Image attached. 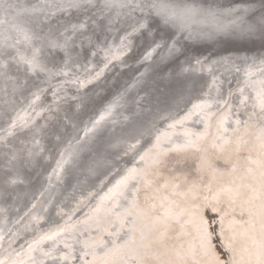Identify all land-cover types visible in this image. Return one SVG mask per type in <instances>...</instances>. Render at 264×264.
I'll use <instances>...</instances> for the list:
<instances>
[{
  "label": "water",
  "instance_id": "obj_1",
  "mask_svg": "<svg viewBox=\"0 0 264 264\" xmlns=\"http://www.w3.org/2000/svg\"><path fill=\"white\" fill-rule=\"evenodd\" d=\"M58 1L56 6L60 4V8L44 13L34 7L46 3V0H20L16 4L13 1L14 5L6 6V9L3 8V0H0V12L7 13L0 16V98L5 91L11 97L17 95L18 90L12 88L16 82L21 87L31 83L33 87L28 88V94L34 87L31 94L37 89H44L42 84L48 82L49 76L38 69L32 56L23 60L24 52L33 41L40 44L37 55L43 56L49 68L57 71L69 65L66 49L73 50L75 56L69 57V60L75 62L72 66L78 74L93 61L103 63L105 57L99 48L108 44V40L120 44L125 39V36L122 38L123 33L128 31L127 35L133 37V43L123 55L125 64L116 62L107 72L106 79L90 89H87L88 86L80 87L87 90L85 95L89 96L81 112L76 110L74 102H69L66 107L71 113L69 117L56 116L49 121V126L40 120L42 130L47 131L42 139L43 148L38 146L36 133L28 128L18 134L20 142L0 146V202L6 204L10 213L7 217L12 221L19 211L33 208L50 185L59 187L48 203L49 219L57 220L55 200L58 201L62 192L73 184L72 180L76 178L73 168L81 166L89 155H94L99 144L104 152L103 158L82 176L85 181L73 184L74 189L84 191L95 187L94 190H97L107 183L114 171H118L116 166L120 162L134 160L136 147L127 154L119 155L123 150L122 144L115 149L107 148L105 144L115 135L107 136L105 130L116 128L111 117L119 106L131 109L132 99L139 102L143 109L138 106L140 111L129 114L122 126L151 120L154 126L150 125L148 130L153 132L172 115L168 112L170 105H175L177 112H182L193 99L208 94L212 86V71L206 65H199V60L206 61L224 54L234 57L236 53L264 55V0H102L97 8L94 0ZM186 1L200 6H180ZM63 5H67L70 11L67 12ZM204 6L213 7L218 16L208 9L204 10ZM10 13H14L13 18L8 16ZM8 17L11 22L4 27L2 19ZM73 23L80 24V28L74 30ZM53 35L57 43L49 38ZM97 42L100 46L94 50ZM148 55L151 57L148 58ZM221 74L226 76L225 72ZM140 76L143 77L139 79ZM233 81L237 85L240 78L235 76ZM27 93L18 95L17 105L8 111V118L3 119L0 108V127H11L13 122H8L24 106ZM116 101V106L109 107L110 102ZM108 108V112H103ZM120 115L124 117V112ZM132 131L130 136L134 135ZM153 138L154 133L144 135L139 146ZM34 140L36 143L33 145ZM84 140L86 145L74 164L69 160L59 163L71 144L75 146ZM31 145L35 151L30 153L27 147ZM14 148L20 151L19 156H14ZM22 148L28 150L24 152ZM72 155L75 157L77 154ZM125 169L118 171L101 192L95 193H100L96 200L110 190ZM6 223L0 210V227H6ZM59 263L56 261V264Z\"/></svg>",
  "mask_w": 264,
  "mask_h": 264
},
{
  "label": "bare ground",
  "instance_id": "obj_2",
  "mask_svg": "<svg viewBox=\"0 0 264 264\" xmlns=\"http://www.w3.org/2000/svg\"><path fill=\"white\" fill-rule=\"evenodd\" d=\"M13 1H15V3ZM19 1L20 0H3V8L6 9V6L10 7ZM46 1V3L41 4L42 6L40 5L34 8L41 9L45 13V11L56 10L61 6L60 4L56 6L57 3H59L58 0ZM61 1L64 3L66 0ZM94 1L95 8L102 2V0ZM119 1L124 2L123 0ZM126 1L131 2L135 0ZM180 6L197 8L200 5L193 1H186L184 5L181 4ZM180 6L179 8H182ZM67 7V5H63V8H66L67 12H69L70 10ZM130 8L131 7H128V9ZM5 9L2 10L4 11ZM203 9H208L212 13L214 12L213 14L215 16H218L214 11L215 9L211 6H204ZM1 14L7 15V13L0 12V16ZM8 16L13 18L14 13H10ZM9 17L2 19V21H4V27L11 22ZM138 25L139 24H137V26ZM80 26L81 25L78 23H73L74 30H77ZM135 32H137V29ZM127 33L128 31L123 33L124 35H122V38L125 36V39L122 43L118 44V42L112 40L110 42V40H108V44L99 48L102 49L101 52L105 57L102 64L93 61L89 66L83 68V72L79 74L72 66L75 62L69 60V57L75 56L73 50L70 48L66 49L69 65L63 70L57 71L49 68V64L45 63L43 56L37 55L36 51L39 49L40 44L37 41H33L28 50L24 52L23 60L26 61L32 56V58L35 59V64L38 69L44 71L49 76L48 82L42 84L44 89H37L33 94L31 93L36 87L32 88L29 94L27 93L29 90L28 88L33 87L31 83H27L25 87H21L17 82L12 87L13 90H18L17 95L11 97L8 91H5V94L3 92L1 93L0 108L3 119L8 118V111L17 105L18 95L23 96L27 93L26 95L28 97L24 101L25 104L22 106L21 110L18 111L12 120H9V124L13 122L11 127H7L0 131V146L5 144L11 145V142H14V144L18 143V134L21 131L27 130L24 128H28L31 129V132L33 131L36 133L37 142H39L38 146L43 148L42 139L47 131L46 129L42 130L43 126L40 120H44L45 125L49 126V121L54 120L56 116L60 117L64 115L69 117L71 113H69L66 108L69 102H74V104H76V110L81 112L89 96L85 95L87 90H82L80 87L85 88L88 86L87 89H90L95 84L106 79L107 72L112 69L116 62L120 65L125 64V62H123V55L130 48L131 43H133V37H128ZM49 38L54 43L58 42L54 35L49 36ZM98 46H100V44L97 42L94 50H97ZM235 55L236 56L232 57L224 54L215 56L206 61L199 60V65H206L210 72L212 71V86L207 92L208 94L193 99L182 112H177L178 108L175 105H170L168 112H172V115L163 120L160 126L153 129V132L148 130L151 126H154V121L151 120H143L142 122H134V125L132 123L122 126L125 123L124 121L128 119L129 114L140 111V109L137 108L138 106L143 109L139 102L132 99L131 105L129 106H132L131 109H126L124 106L120 108L119 106L118 109L114 111L115 113H113L114 115L111 119L115 121L116 128L113 130V128L108 127L105 133H107V136H109V134L112 136L115 135L109 141L107 140L105 143L106 147H113L112 149H115V147L122 144L123 150H121L122 153L119 155L127 154L136 147L134 151L135 158L126 167L125 171L112 183L110 190H106L97 200L95 198L100 193L95 194V187L80 191L74 189L73 184L77 185L85 181V177L82 176H85V173H87L88 170L90 171V168H92L99 159L103 158L104 152L100 147L101 144H99V149L94 151V155H89L84 159V163L81 166L78 165L77 168H73V173H76V178L72 180L73 184L71 183V187H68V190L62 192L58 201L55 200L54 202L56 203L54 205V210L58 215L57 220L49 219L50 212L48 209L50 205L48 206V203L55 197V193L59 189L58 186L55 188H53L52 185L48 186V189L34 204L33 208H26L19 211L14 221H12L10 217L8 219L7 215L9 216L10 213L6 208L7 206L5 203L0 202L1 214L3 213V217H5L7 221L6 227H0V235L5 234L6 238H20L19 240L23 241L24 245V248L19 254L20 257L9 261V264H53L51 261L52 256L57 253H62L63 249L74 244L91 242L94 238L101 239V228H108L110 226L112 230L120 227L122 228L124 224L130 222L132 218L133 213L131 209L133 208L134 202L140 199L141 195H146L144 191L145 188L147 189V187H145L146 183H149V186L152 188L155 186L154 189H158L156 191L160 193L170 190V184L183 188V190L186 188L185 185L190 187L192 179L187 181L188 178L184 177L176 181L175 179L169 178V175L163 172L162 166L171 160L187 159L189 157L194 158V154L190 153L179 157L174 156L170 157L169 160L168 158L171 153L167 152L168 150L177 151L178 153H187L189 152L188 149L192 147L199 148L202 146L206 151H209L214 145L223 144L227 137L234 131L239 132L242 127H247L244 130H248L246 132L252 138L264 142V55L249 56L247 53H236ZM150 57L151 56L148 55V58ZM32 62H34V60H32ZM183 66L186 67L187 64H183ZM241 69L242 71L239 72L241 74L236 72ZM7 72H9V68ZM221 72H225L226 76H222ZM235 76L240 78L237 85H235V81H233ZM142 77L140 76L139 79ZM44 91H46V93H44ZM113 104L116 106L118 101L110 102L109 107H112ZM109 109L110 108L103 109V112H108ZM120 112H124V117L121 118ZM89 127L90 125L88 128ZM126 127L129 129L127 130ZM2 128L4 127H0V129ZM131 130H133V136L129 135ZM150 133H154V138L144 143L142 142V146H139L143 140V136ZM119 141H121V143H118ZM83 142L75 146L71 144L72 146L70 145L69 148H67L59 163L61 164L62 161L69 160L74 164L87 141L84 140ZM35 143L36 140L33 141V145ZM27 148L30 153L35 151L32 145ZM27 148L22 149L26 152L28 150ZM14 149V156H19L20 151H18L17 148ZM73 153L77 155L72 157ZM160 155L163 156L158 157ZM212 155H214V153H209L207 160H210ZM122 157L123 156H120V158ZM238 157L241 163L240 168L227 174L228 178L225 179L222 178V174L219 173V184L216 185L214 189L212 188L207 191L208 198H206V200L204 199V201H206L207 205L214 204L215 206H218L220 201L225 202L224 212L228 217H225L222 221L223 231L227 233V230L231 228L232 234L235 237L236 247L241 253L240 260L242 264H264V245L260 246V248L256 245L258 241L264 242V146L261 151L256 152L245 145ZM199 163L200 161L197 162L198 169L201 172H207V163ZM195 175H190V177H194ZM104 177H106V174ZM164 183H167V188H164ZM178 194L182 195L181 192ZM218 195H221L220 200H217ZM178 206L179 212L181 213V209L184 207L182 204ZM64 207L73 210L71 217L66 223H61L60 226L53 227L49 225L47 231H42L43 227L41 226L37 229L38 225L57 222L60 219L58 209ZM149 208L150 206L146 208L147 218L150 217ZM26 210L27 213H24ZM188 215L189 217L186 218L188 226L185 243L188 244L189 249L195 250L194 248H197V253L195 252V255L191 256L189 260L200 262L201 264H211L212 259L209 257V253L202 248L201 239L198 236V232H205L206 227L200 226L201 222L198 218L199 216L190 212H188ZM196 218L198 220L197 222ZM166 223H168V221L163 220L161 226L156 227L157 230H160L162 226H168L171 230H176V228H178L173 224L164 225ZM139 226V231H133L126 237H121L122 240L119 244V251L122 252L123 255L131 254L136 251H144L148 246L147 244L151 245L149 239L152 234L148 232V227L142 223ZM21 236H23V238H21ZM254 237L258 239L257 242L253 241ZM154 244L156 245V243ZM158 244L159 243H157V245ZM109 245V248H113L114 245L118 248V245L111 241ZM153 245L151 249H153ZM101 253L102 252H99V254ZM143 254L145 253L143 252ZM140 257L141 256H138V259ZM133 258L134 257L131 259ZM153 259H156V257L153 258L152 256V260ZM215 259L218 261L217 257H215ZM126 262H129V259ZM103 263L105 264V262ZM138 263L140 262L138 261Z\"/></svg>",
  "mask_w": 264,
  "mask_h": 264
},
{
  "label": "rangeland",
  "instance_id": "obj_3",
  "mask_svg": "<svg viewBox=\"0 0 264 264\" xmlns=\"http://www.w3.org/2000/svg\"><path fill=\"white\" fill-rule=\"evenodd\" d=\"M5 128H7V125L6 127L4 125V128L0 129V131L4 130ZM246 128L247 127H242L239 132L234 131L229 137L225 139L223 144H216L209 151H206L202 146L199 148L192 147L188 149L189 152L186 151L187 153H178L177 151L168 150L167 152L171 153L168 158L169 160L170 157L174 156L179 157L190 153L194 154L193 156L195 159L192 157L187 158L188 160L184 158L175 159L162 166L163 172L168 174L169 178L175 179L176 181H179L184 177L188 178L187 181L192 179L190 187L185 185L186 188L183 190V188H179L170 184V190L160 193L159 191H156L158 189H154L155 186L152 188L149 186V183H146L145 187H147V189H144L146 195H141V198L134 202L133 208L131 209L133 214L131 213L132 218L130 222H127L122 228L120 227L118 229L112 230L111 226L108 228H101V239L94 238L91 240V242H86L85 244L71 245L66 249H63L62 253L54 254L51 260L52 263L56 264V261H59V264H100L103 262H105V264H114L115 261L120 258L115 264H167V262L168 264H201L200 262L189 260L191 256L195 255L197 248L193 247L195 250L189 249L188 244L185 243L188 226L186 218L189 217L188 212H190L199 216L198 218L201 222L200 226L202 225L206 227L205 232H198V236L201 239L202 248L209 253V257L212 259L211 264H242V261L240 260L241 253L236 247L235 237L232 234L231 228L228 227L229 229L227 230V233H224L223 231L222 221L225 219V217H228L224 212L225 202L220 201L218 206H215L214 204L207 205L204 199L206 200V198H208L207 191L211 190L212 188L214 189L215 186L219 184V173L222 174V178L225 179L228 178L227 174L240 168L241 163L238 155H240V151H242L243 146L247 145L256 152L262 150L264 142L252 138L246 132L248 130H244ZM211 152L214 153V155L211 156L210 160H207V156ZM161 156L163 155L158 157ZM199 161V164L207 163V172H201L198 169L197 162ZM130 162L131 161L120 162V164L116 166V170L120 171L121 169H125L130 164ZM118 171H114L115 174L110 176L107 183H105L103 187L94 190L95 193L101 192L108 182L115 178V176L118 174ZM190 175L195 176L190 177ZM163 185L164 188H167L168 186L167 183H164ZM180 192L182 195L178 194ZM220 196L221 195L217 196V200H220ZM180 204H182L184 207L181 209V213L179 212L178 208V205ZM149 206L150 217L147 218L146 208ZM58 211L60 219L57 222L52 224L45 223L38 225L37 229L41 226L44 229H42V231H47L49 225L52 227L60 226L61 223H66L73 213V210H70L67 207L59 208ZM163 220L168 221V223L164 225L173 224L178 228H176V230H171V228L168 226H162L160 230H157L156 227L161 226ZM197 221L198 220L196 218V222ZM141 223L148 227V232L152 234L151 238L149 239L152 242L151 243L149 241L151 245L147 244L148 246L146 245L147 248L144 249V251H136L134 252L135 254L129 253L123 255L122 252L119 251V244L122 240L121 237H126L133 231H139V225ZM257 240L258 239L254 237L253 241L257 242ZM110 241L117 244L118 248L116 245H114L113 248H109ZM154 243H156V245ZM157 243H159V247ZM263 243V241H258L256 245L260 248V246L264 245ZM152 245L153 249H151ZM23 248V241L15 238H6L5 234H1L0 264H9V261L19 258V254ZM158 248H160L162 251ZM99 252H102V255L99 254ZM143 252L145 254H143ZM130 255L134 258L131 259L132 257ZM138 256L141 257L138 259ZM152 256L153 258L156 257V259L152 260ZM215 257L218 258V261L215 259ZM125 259L126 261L129 259V262H126ZM138 261L140 263H138Z\"/></svg>",
  "mask_w": 264,
  "mask_h": 264
}]
</instances>
